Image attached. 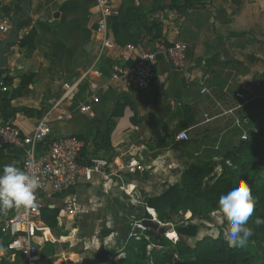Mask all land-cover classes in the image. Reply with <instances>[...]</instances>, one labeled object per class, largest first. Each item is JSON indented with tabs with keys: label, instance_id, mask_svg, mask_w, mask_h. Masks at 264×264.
I'll return each instance as SVG.
<instances>
[{
	"label": "crops",
	"instance_id": "obj_1",
	"mask_svg": "<svg viewBox=\"0 0 264 264\" xmlns=\"http://www.w3.org/2000/svg\"><path fill=\"white\" fill-rule=\"evenodd\" d=\"M95 2L0 0V18L21 8L29 11L0 69V122L12 123L29 137L46 117L45 139L85 134L89 155L100 160L74 188L49 199L59 216L53 228L39 224L43 264L116 263L135 231L133 219L144 213V197L177 183L192 161L217 160L218 147L264 131V0H192L187 9L184 0H115L106 32L112 47L98 60ZM132 9L148 17V28L153 21L156 27L149 30L132 15L128 18ZM30 32L31 46L21 45ZM6 36L0 34V41ZM173 40L186 45L182 68H172L159 48L147 88L110 79L113 67L133 63L134 53L125 44L152 47ZM93 64L96 74L81 83L74 102L57 103L62 83ZM29 74L32 80L16 93ZM90 80L99 86V101L88 115L77 105L86 100ZM238 92L245 97H237ZM122 93L127 104L108 124ZM184 118L191 122L180 127ZM106 125L108 148H101L93 139ZM180 130L189 139L176 147ZM21 158L19 149L0 148V169L9 163L20 168Z\"/></svg>",
	"mask_w": 264,
	"mask_h": 264
},
{
	"label": "trees",
	"instance_id": "obj_2",
	"mask_svg": "<svg viewBox=\"0 0 264 264\" xmlns=\"http://www.w3.org/2000/svg\"><path fill=\"white\" fill-rule=\"evenodd\" d=\"M191 1L184 0L186 9L192 7ZM133 11V9L128 11V18L132 15L149 30L154 28L152 26L156 27L157 22L153 21L152 26L148 28V17L140 16ZM158 36L159 29L155 28L153 37ZM32 40L33 32H30L20 40V44L31 46ZM32 77L33 74L23 76L16 93H19ZM3 80L5 83V79ZM262 83L264 85V81ZM126 104V94L122 93L114 103L107 119L108 124L122 114ZM27 112L33 113L32 110ZM190 122L184 118L179 126L183 127ZM76 136L84 142L79 162L84 166L94 167L100 160L89 155L88 136L85 134ZM95 137L93 140L96 146L108 148L109 126L106 125L102 131H97ZM49 141L50 139H45L44 142ZM217 150H220L219 159L192 161L182 172L177 183L157 196L144 197L145 206L152 208L157 219L164 223H172L175 216H181L186 211L191 212V218L176 225L171 233V237L177 235V240L173 242L163 237L158 243H153V240L149 241L144 236L139 239L130 238L123 249V256L116 263L108 264H264V131L258 136L240 138L230 147L224 149L218 147ZM239 180L249 185L255 200V208L246 224L252 229V236L242 246H235L223 235V228L228 227V222L219 209L218 201L222 194L230 190L232 183ZM19 209L20 207L0 211V214L11 217ZM215 213L220 219L218 234L199 236L202 223L193 222V219L204 220ZM58 216L59 208L46 205L41 210L40 220L46 227L53 228L56 226ZM257 220L260 221L259 224L256 223ZM188 239H192L193 243L189 244ZM5 241L0 233V247ZM151 243L161 247H156V251L148 249L147 246ZM148 259L150 263H147Z\"/></svg>",
	"mask_w": 264,
	"mask_h": 264
},
{
	"label": "built area",
	"instance_id": "obj_3",
	"mask_svg": "<svg viewBox=\"0 0 264 264\" xmlns=\"http://www.w3.org/2000/svg\"><path fill=\"white\" fill-rule=\"evenodd\" d=\"M114 1L96 0L95 2V8L98 13V20L94 30L99 43L97 60L102 53L112 47L106 32L108 21L114 14ZM11 23L12 17L0 18V34L7 35L11 31ZM162 45L155 43L152 47H137L132 43L125 44V50L134 53L132 57L133 63L131 66L119 65L113 67L110 79L123 78L128 85L137 89L147 88L154 76L156 54L159 48L163 50L172 68H182L186 45L178 40ZM96 71L97 67L93 64L84 69L79 76L72 80H65L62 83L61 95L56 102L72 104L78 94L81 83L90 76L93 77ZM98 89L99 86L96 82L92 80L88 82L87 98L77 105L78 111L91 115L92 105L99 101L97 96ZM236 96L239 98L245 97L241 92L236 93ZM46 135V117L39 119L33 134L29 137L23 135L12 123L0 122V148L12 147L19 149L22 152L20 168L37 175L40 180V187L37 189L31 205L22 207L11 217H5L0 214V233L6 239L1 246L4 251L0 253V264H7V262H10V264H43V259L41 254H39V247L43 244L44 239L40 234L39 224L41 222L42 208L50 205L46 203V199H51L58 193L67 192L74 188L79 177L84 172L97 166L88 167L79 162L84 142L76 135H62L51 139L49 143H45ZM176 138L179 141H187L189 139L186 130H180ZM246 138L245 134L241 136V139ZM104 178H108L107 173H104ZM145 211L152 218L157 219L151 213V211H154L152 208L146 207ZM157 221L159 220L157 219ZM136 227H139L142 230V234H144L143 236L148 239L149 236L145 233V227L141 225L140 220L138 223H133V228ZM130 237L139 239L134 232ZM147 248L151 249L152 247L148 245Z\"/></svg>",
	"mask_w": 264,
	"mask_h": 264
},
{
	"label": "clouds",
	"instance_id": "obj_4",
	"mask_svg": "<svg viewBox=\"0 0 264 264\" xmlns=\"http://www.w3.org/2000/svg\"><path fill=\"white\" fill-rule=\"evenodd\" d=\"M39 187L37 175L15 164L3 165L0 169V211L31 205ZM218 204L228 222L226 235L230 244L242 246L253 234L252 229L246 226L255 208V200L247 182L234 181L230 190L220 196ZM3 251L0 247V253Z\"/></svg>",
	"mask_w": 264,
	"mask_h": 264
},
{
	"label": "water",
	"instance_id": "obj_5",
	"mask_svg": "<svg viewBox=\"0 0 264 264\" xmlns=\"http://www.w3.org/2000/svg\"><path fill=\"white\" fill-rule=\"evenodd\" d=\"M29 11L28 8H21L19 11H16L12 15V26L11 31L7 34V36L0 41V69L4 68L7 64V60L5 54L10 51V45L16 44L19 40V26L20 23L25 21L28 17ZM188 141V140H187ZM186 141H178L176 143V147L179 145H184ZM142 226L145 227V233L152 238L153 243H158L162 240L165 234L170 230V226L168 224H161L157 219L152 218L146 211H144V216L140 220ZM39 249V254H40ZM153 251H156V247H152Z\"/></svg>",
	"mask_w": 264,
	"mask_h": 264
},
{
	"label": "rangeland",
	"instance_id": "obj_6",
	"mask_svg": "<svg viewBox=\"0 0 264 264\" xmlns=\"http://www.w3.org/2000/svg\"><path fill=\"white\" fill-rule=\"evenodd\" d=\"M50 202H51V200L46 199V203L47 204H49ZM142 216H144L143 212L138 213V215H137L138 219H133V223L134 222L138 223V221L143 218ZM154 216H156V215H154ZM190 218H191V212L190 211H186L181 216L180 215L175 216L174 217V221L172 223H170V222L164 223L162 221H159L161 224H168L170 226V230L171 231L167 232L164 237L169 239V240H171V241H173V242L176 241L177 240V235L175 234V236L171 237L170 236L171 232H173V230L176 227V225H180V224L183 223V220H187V219H190ZM193 222L202 223L201 228L199 230V236H202L203 234H209V233L213 234L214 236H216L218 234V231H219L218 225L220 224V219H219V215L217 213L211 214L208 218H206L204 220L193 219ZM223 230H224V233H223L224 237L226 239H228L227 235H226L227 227L223 228ZM141 231L142 230L139 227H136L134 233L136 234V236L141 237V236L144 235V234H142ZM130 238H134V237H130ZM130 238H128L126 242H128V240ZM148 239H149V241H152L151 237H148ZM126 242L124 243L123 247H125ZM187 242L189 244H192L193 240L192 239H188ZM150 246L153 247L155 245L153 243H151ZM155 247L158 248V247H161V246H155ZM122 251H123V249H122ZM147 263H150V259L147 260Z\"/></svg>",
	"mask_w": 264,
	"mask_h": 264
},
{
	"label": "bare ground",
	"instance_id": "obj_7",
	"mask_svg": "<svg viewBox=\"0 0 264 264\" xmlns=\"http://www.w3.org/2000/svg\"><path fill=\"white\" fill-rule=\"evenodd\" d=\"M151 213H152V215H155V214H154V211H151ZM171 233H172V232H171Z\"/></svg>",
	"mask_w": 264,
	"mask_h": 264
}]
</instances>
